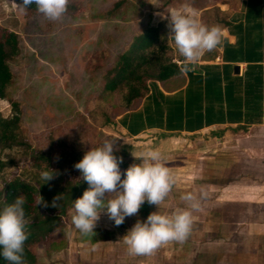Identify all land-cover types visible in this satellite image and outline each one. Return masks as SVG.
Masks as SVG:
<instances>
[{"label": "rangeland", "instance_id": "rangeland-1", "mask_svg": "<svg viewBox=\"0 0 264 264\" xmlns=\"http://www.w3.org/2000/svg\"><path fill=\"white\" fill-rule=\"evenodd\" d=\"M113 1L84 0L78 14L55 20L51 31H45L39 27L24 29L17 0H0V27L15 31L19 41V54L11 62L15 74L11 91L13 98L20 102L22 121L33 144L44 145L49 136L73 137L79 130V140L84 142L85 150L106 137H117L116 143L130 146L128 153L133 163H139V158L134 156L146 148L159 149L175 177L171 191L158 206L161 213L186 207L187 203L180 197L188 191L198 193L203 188L208 195L225 194L223 187L229 181L249 182L248 192L259 193L254 186L264 183L263 128L225 127L197 134L145 132L138 137L127 136L116 124L119 115L115 117L111 110L117 96L101 95L100 70L86 68L89 52L106 49L108 61H112L146 25L162 23L168 35L170 30L160 13L167 16L166 10L187 6L201 11L203 16L212 10L205 9L215 0L195 1L200 7H190L188 4L193 0H178L170 8H163L161 0H125L127 9L121 18L104 19L100 14ZM168 37L171 44V36ZM10 109L7 101L0 100L3 117L11 114ZM102 111H106L113 122L101 125ZM14 170L8 169L7 174ZM202 201L201 204L206 202ZM255 205L252 207L256 210L259 206ZM235 206L243 208L239 204ZM152 211H156L155 205L147 207L146 215ZM72 214L73 210H69L62 217L63 226L52 246L36 248L39 264H156L167 256L163 251L175 243L169 241L149 255H132L122 243L120 229L106 213L99 214L94 228L104 230L105 234L94 242L85 241L74 228ZM239 218L244 219L236 217L235 224L239 223ZM250 218L255 220V217ZM194 224L195 221L192 226ZM195 235L193 226L188 237ZM187 238L184 242L189 240Z\"/></svg>", "mask_w": 264, "mask_h": 264}, {"label": "crops", "instance_id": "crops-1", "mask_svg": "<svg viewBox=\"0 0 264 264\" xmlns=\"http://www.w3.org/2000/svg\"><path fill=\"white\" fill-rule=\"evenodd\" d=\"M214 3L205 10L217 8L219 19L212 10L202 16L201 11L189 9L203 24L223 30L221 44L186 70L172 41L178 74L163 82L152 81L137 107L117 117L118 127L127 136L197 134L225 127L264 129V0ZM234 182L224 185L225 194L208 195L193 212V219H199L193 220L194 239L175 242L163 251L166 257L151 261L264 264V183L255 184L259 193H250L249 182ZM238 204L243 208H236ZM235 216L244 219L235 224Z\"/></svg>", "mask_w": 264, "mask_h": 264}, {"label": "trees", "instance_id": "trees-1", "mask_svg": "<svg viewBox=\"0 0 264 264\" xmlns=\"http://www.w3.org/2000/svg\"><path fill=\"white\" fill-rule=\"evenodd\" d=\"M161 1L163 8H170L178 0ZM195 1L198 0H193L188 5L200 7ZM83 2L84 0H69L67 10L61 18L78 14L83 8ZM124 4L125 0H115L100 15L104 19L121 18L127 9ZM212 11L215 12L216 19H219V10L213 8ZM21 15L24 29L39 27L51 31L56 24L38 13L34 5ZM169 39L162 23L156 26L146 25L132 36L112 61H108L106 49H96L87 54L86 68L100 70L101 95L117 96L116 104L111 109L115 117L135 109L148 93L152 81L163 82L178 74ZM18 54L17 33L0 27V100L7 101L11 108L9 116L3 117L0 114V206L12 202L17 196L24 197L27 239L23 246V260L24 264H39L36 248H48L57 241V234L63 226L62 217L73 210V201L88 187L79 171L73 167L74 162L86 150L82 147L84 142L79 140V130L75 131L73 137L49 136L44 145L33 144L22 121L20 102L13 98L11 91L15 83L11 62ZM101 116V125L113 122L106 111H102ZM129 150V145L120 142L115 144L113 150V154L121 159L119 168L122 178L124 169L133 164L129 158ZM21 162L22 166L19 167ZM46 165L53 170L54 175L42 183L40 172ZM10 168L15 170L8 175ZM18 168L19 172L16 171ZM37 194L42 197L44 205H35ZM59 195L62 199H56ZM150 206L152 205L145 202L135 215L125 217L118 226L121 236L138 219L143 220L147 216L145 210ZM103 233L105 234L104 230L95 229L92 237L84 236L83 239L94 242ZM0 264L8 262L0 257Z\"/></svg>", "mask_w": 264, "mask_h": 264}, {"label": "clouds", "instance_id": "clouds-1", "mask_svg": "<svg viewBox=\"0 0 264 264\" xmlns=\"http://www.w3.org/2000/svg\"><path fill=\"white\" fill-rule=\"evenodd\" d=\"M69 0H19L17 9L25 13L32 5L49 20H59L67 10ZM151 3V2H150ZM154 4V3H153ZM166 26L178 54L183 57L187 70L195 65L204 52L219 46L224 37L218 26L203 24L187 6L166 10ZM117 137H106L101 143L89 147L73 167L88 187L73 201L71 223L82 236L92 237L96 221L103 211L117 226L126 216L135 215L145 202L156 206L143 220H137L122 236V243L129 254L149 255L161 245L175 241L182 243L189 235L193 223L192 213L199 210L201 201L208 192L188 191L180 199L187 203L171 213H161L158 206L165 200L175 177L170 172L168 161L157 148L148 147L140 155L139 163L130 164L123 171L120 157L113 154ZM54 172L46 165L40 172L42 183L51 179ZM38 193V192H37ZM56 199H62L59 195ZM25 199L17 196L12 202L0 206V257L8 264H24ZM37 194L35 205H44Z\"/></svg>", "mask_w": 264, "mask_h": 264}]
</instances>
